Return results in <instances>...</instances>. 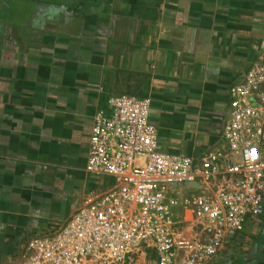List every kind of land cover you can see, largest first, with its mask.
<instances>
[{"label":"crops","instance_id":"crops-1","mask_svg":"<svg viewBox=\"0 0 264 264\" xmlns=\"http://www.w3.org/2000/svg\"><path fill=\"white\" fill-rule=\"evenodd\" d=\"M262 58L264 0H0V264L112 184L85 170L109 98H148L157 149L197 158ZM209 264H264V213Z\"/></svg>","mask_w":264,"mask_h":264},{"label":"built area","instance_id":"built-area-1","mask_svg":"<svg viewBox=\"0 0 264 264\" xmlns=\"http://www.w3.org/2000/svg\"><path fill=\"white\" fill-rule=\"evenodd\" d=\"M150 101L127 94L93 115L85 170L112 178L14 264H209L264 213V58L229 89L223 147L195 158L157 149Z\"/></svg>","mask_w":264,"mask_h":264},{"label":"rangeland","instance_id":"rangeland-1","mask_svg":"<svg viewBox=\"0 0 264 264\" xmlns=\"http://www.w3.org/2000/svg\"><path fill=\"white\" fill-rule=\"evenodd\" d=\"M150 253L147 251L146 255L139 256L135 261H133L135 264H150L151 260L149 259Z\"/></svg>","mask_w":264,"mask_h":264},{"label":"clouds","instance_id":"clouds-1","mask_svg":"<svg viewBox=\"0 0 264 264\" xmlns=\"http://www.w3.org/2000/svg\"><path fill=\"white\" fill-rule=\"evenodd\" d=\"M50 11H52L53 13L62 12L65 11V7L61 6L60 8H52L50 9Z\"/></svg>","mask_w":264,"mask_h":264}]
</instances>
